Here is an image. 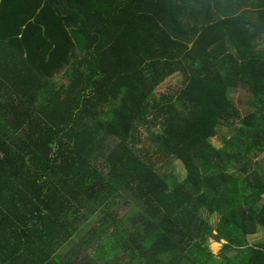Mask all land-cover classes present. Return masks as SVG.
<instances>
[{"label":"trees","instance_id":"trees-1","mask_svg":"<svg viewBox=\"0 0 264 264\" xmlns=\"http://www.w3.org/2000/svg\"><path fill=\"white\" fill-rule=\"evenodd\" d=\"M262 39L264 0H0V264H264Z\"/></svg>","mask_w":264,"mask_h":264},{"label":"rangeland","instance_id":"rangeland-1","mask_svg":"<svg viewBox=\"0 0 264 264\" xmlns=\"http://www.w3.org/2000/svg\"><path fill=\"white\" fill-rule=\"evenodd\" d=\"M260 47H264V39L260 40ZM181 78L182 77L179 73H176V74L166 78L163 82H161L155 88L153 95L158 96L160 93H163V92L164 93H171L175 90H178L182 85ZM228 95L233 100V102L237 104V106L240 108L242 113H246L247 111L252 110L253 106H255L254 105V99L252 98V96L249 92L242 91V90L239 91L238 89H231L229 91ZM237 124H238L237 122H234V123H228V124L219 126L217 129L216 135L213 136L210 139V141L215 146H221L224 143V141L228 137H230V135L234 131L233 129L237 126ZM161 126H162L161 124L156 125V130L161 128ZM141 130H145V129L141 128ZM111 144H113V141L111 142ZM150 145L152 146V143L150 144L149 140L146 138L144 140V137H143V142H141V144H140L141 148L143 150H146L147 148L149 149L148 146H150ZM150 149H152V148H150ZM150 151H152V150H150ZM152 152H150V153L152 154ZM252 153H255V152L251 151L250 155H252ZM253 159L259 161L260 163H262L264 165V152H258L253 157ZM172 169L174 172L177 173L176 175L181 176L180 164L175 162L172 165ZM120 208H121V206L119 207V213H121L123 210L122 208L121 209ZM201 214L203 217H206L210 222H212V224H215L217 219H218V215L208 214L206 211H202ZM93 218L94 217H92L91 219H93ZM88 225L87 224L84 225L83 231H85L88 228ZM262 233L263 232H260V231L256 232L255 234H253L252 236L249 237V241L251 243H254V242L262 239V237H263ZM223 242H224V240L217 241L214 239H210L209 240V247L211 248L213 253H217ZM89 250H94V245L91 248H89Z\"/></svg>","mask_w":264,"mask_h":264},{"label":"bare ground","instance_id":"bare-ground-1","mask_svg":"<svg viewBox=\"0 0 264 264\" xmlns=\"http://www.w3.org/2000/svg\"><path fill=\"white\" fill-rule=\"evenodd\" d=\"M215 244H216V243H215ZM215 244H214V245H215Z\"/></svg>","mask_w":264,"mask_h":264}]
</instances>
